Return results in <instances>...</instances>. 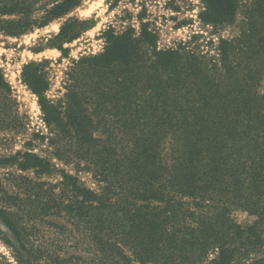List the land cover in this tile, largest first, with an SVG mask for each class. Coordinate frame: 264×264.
Wrapping results in <instances>:
<instances>
[{
	"label": "trees",
	"instance_id": "16d2710c",
	"mask_svg": "<svg viewBox=\"0 0 264 264\" xmlns=\"http://www.w3.org/2000/svg\"><path fill=\"white\" fill-rule=\"evenodd\" d=\"M81 1L0 0V31L17 37ZM200 1L214 29L242 8L239 33L219 37L214 57L192 39L158 48L138 15V29L108 26L100 52L71 60L56 99L49 61L23 65L47 128L34 136L75 173L31 148L0 158L14 167L8 187L0 180L13 241L0 236L18 264H264V0ZM88 25L67 19L48 46L67 56ZM10 94L0 69V115Z\"/></svg>",
	"mask_w": 264,
	"mask_h": 264
},
{
	"label": "rangeland",
	"instance_id": "374dc122",
	"mask_svg": "<svg viewBox=\"0 0 264 264\" xmlns=\"http://www.w3.org/2000/svg\"><path fill=\"white\" fill-rule=\"evenodd\" d=\"M112 1L82 0L77 7L63 17L43 27H35L17 37L5 35L0 31V69L11 88V94L5 103V114L0 115V158L18 150L31 148L36 153L52 159L59 168L75 173L72 165H65L52 158V147L47 144V139L41 141L34 136L35 134H47V128L42 120L37 97L21 80V70L24 64L43 59L49 61L46 65L50 82L47 95L51 99H56L63 92L62 81L71 60L81 55L100 52L104 45L101 33L108 26L116 31L128 25L138 29L137 16L141 15L143 20L149 23L150 29L156 32L158 48L175 47L180 41L192 39L199 53L209 58L216 54L215 47L219 37L232 38L239 33L238 26L243 18L242 8H240L234 24L222 29H214L210 25L203 24L198 18L202 7L200 0H120L111 6ZM70 18L84 20L89 25L79 37L64 43L63 47L68 50V54L63 56L59 49L49 47L48 44L59 32L61 25ZM193 36L196 37L193 38ZM40 47L41 50L37 51L36 49ZM261 83V89H264V80ZM11 171H14V167L0 166V180L5 187L9 186L6 178ZM77 176L90 188L97 189L98 182L92 178L90 173L81 171ZM56 179H58L57 175L49 178L52 181ZM233 216L243 225L252 221L251 216L240 210L234 211ZM0 231L10 241H13L12 234L3 227L1 221ZM73 240L68 241L67 251L77 254L78 250ZM0 264H18L12 249L3 242L1 236Z\"/></svg>",
	"mask_w": 264,
	"mask_h": 264
},
{
	"label": "water",
	"instance_id": "95a60500",
	"mask_svg": "<svg viewBox=\"0 0 264 264\" xmlns=\"http://www.w3.org/2000/svg\"><path fill=\"white\" fill-rule=\"evenodd\" d=\"M3 227H4L5 229H7L4 225H3Z\"/></svg>",
	"mask_w": 264,
	"mask_h": 264
}]
</instances>
